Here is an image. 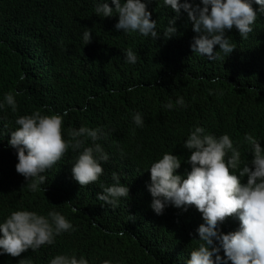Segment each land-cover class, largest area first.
Masks as SVG:
<instances>
[{
  "label": "clouds",
  "instance_id": "1",
  "mask_svg": "<svg viewBox=\"0 0 264 264\" xmlns=\"http://www.w3.org/2000/svg\"><path fill=\"white\" fill-rule=\"evenodd\" d=\"M155 5L162 13L168 10L175 14L163 31L165 39L177 33V19L188 32L192 28L199 34L193 37L189 55L206 61L201 79L217 73L227 80L229 61L225 56L232 53L238 62L252 55L254 64L264 55V0H111L110 4L108 0H94L92 17L93 12L106 17L111 29L122 36L119 40L104 38V54L89 64L91 94L111 100L135 91L128 83L133 81L131 69L142 57L141 42L136 37L155 40L161 35L156 30L157 21L150 18ZM82 39L84 45L91 41L90 30L84 31ZM5 105L16 112L11 92L4 94L0 110ZM162 107L184 111L187 105L178 97ZM75 110L83 114L77 122L67 124L64 117L68 110L47 115L36 111L16 118L17 127L9 135L0 134L8 161L16 152L15 170L31 191H46L49 186L93 193L101 188L97 199L113 208L131 196L138 206H146L157 217L174 209L178 210L175 214L189 212L203 223L194 232L197 247L184 253L181 264H264L263 130L238 128L240 123L229 112L209 127L200 124L198 118L184 116L176 124L174 146L166 147L170 152L144 162L134 161L125 175V185L113 172L117 142L110 129L85 117L86 106ZM132 120L134 131L145 128L140 113ZM111 174L114 183L103 185ZM194 220L189 227L192 232ZM120 221L133 223L134 233L141 225L153 226L165 244L178 246L163 221L130 212H124ZM74 231L73 224L54 209L46 215L14 210L0 221V258L5 260L0 264H92L85 256L74 254H58L45 263L37 260V250L42 247L47 257L67 241L66 233ZM115 235L122 237L124 232L113 231L111 236ZM130 239L131 245L137 243L135 236ZM124 248L115 237L108 240L102 249L104 256L95 264H128L122 257ZM176 253L177 248L173 257ZM145 255L152 257L148 252Z\"/></svg>",
  "mask_w": 264,
  "mask_h": 264
},
{
  "label": "trees",
  "instance_id": "2",
  "mask_svg": "<svg viewBox=\"0 0 264 264\" xmlns=\"http://www.w3.org/2000/svg\"><path fill=\"white\" fill-rule=\"evenodd\" d=\"M93 4L94 0H0V102L5 93L11 92L17 104L15 113L7 105L0 110L2 136L17 127L15 119L19 116L36 111L62 114L68 110L64 120L70 124L83 115L75 108L84 110L86 106L85 117L110 129L117 142L113 172L125 184V175L134 161L144 162L153 155L170 152L166 147L174 146L176 124L184 116L198 118L200 124L209 127L229 112L240 123L238 128L264 131V55L254 64L252 55L238 62L232 53L225 56L229 61L227 80L217 73L205 74L207 78L201 79L206 61L189 55L193 37L199 34L192 28L188 32L177 19V33L165 39L163 31L175 14L168 10L162 13L158 5L151 9L150 18L157 21L156 30L161 35L155 40L136 37L141 42L142 57L131 69L133 81L128 83L135 91L115 95L111 100L91 94L89 64L104 54V38L119 40L122 36L111 29L106 17L100 18L94 12L92 17ZM86 30H90L91 41L84 45L82 37ZM90 96L92 100L88 99ZM178 97L185 100L184 111H166L162 107ZM137 112L146 122L141 131L132 129V116ZM7 161L8 151L0 144V221L14 210L46 215L54 209L76 229L66 233L67 241L47 257L42 247L37 250L39 262L45 263L58 254H74L95 264L104 256L103 246L115 237L125 247L122 257L128 264H181L184 253L199 243L194 241V232L203 220H194L189 212L175 214L177 209L165 208V215L157 217L146 206H138L131 196L121 199L113 208L97 199L101 188L93 193L49 186L46 191H31L15 170L16 152ZM103 168L106 169L105 164ZM111 177L112 174L103 185L114 183ZM124 212L165 222L178 246L174 242L165 244L153 226L141 225L136 233L132 232L133 223L120 221ZM193 220L192 232L189 227ZM119 230L125 236H111ZM131 235L137 238L134 245ZM147 252L153 259L145 255Z\"/></svg>",
  "mask_w": 264,
  "mask_h": 264
},
{
  "label": "water",
  "instance_id": "3",
  "mask_svg": "<svg viewBox=\"0 0 264 264\" xmlns=\"http://www.w3.org/2000/svg\"><path fill=\"white\" fill-rule=\"evenodd\" d=\"M9 258H11V257H9ZM9 261H10V262H12V261H13V259H9Z\"/></svg>",
  "mask_w": 264,
  "mask_h": 264
}]
</instances>
